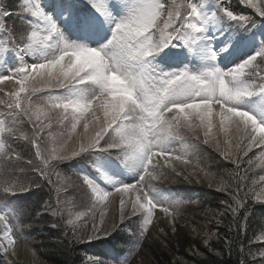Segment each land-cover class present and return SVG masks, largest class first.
<instances>
[{
  "label": "snow or ice",
  "instance_id": "6c2138e0",
  "mask_svg": "<svg viewBox=\"0 0 264 264\" xmlns=\"http://www.w3.org/2000/svg\"><path fill=\"white\" fill-rule=\"evenodd\" d=\"M239 3L262 18L259 26L254 16L233 12L225 0H17L11 7L0 0V85L7 82L0 87L6 97L0 99V252L5 257L15 255L22 238L16 232L30 227L20 222L24 210L8 199L33 186L13 174L16 162L53 186L54 202L44 203V211L60 218L52 227L70 230L80 241L78 233L93 221L88 242L127 231L131 256L157 208L167 215L184 204L179 198L161 200L152 183L162 175L156 158L165 157L177 176L192 182L168 157L187 165L199 142L237 169L239 179L231 185L205 173L209 187L215 182L230 197L221 201L219 213H230L229 231L235 228L236 238L224 237L229 252L237 244L240 264H264V248L245 250L242 239L250 214L246 201L253 194L245 183L253 158H243L259 148L264 164V0ZM5 133L26 141L32 155L3 150ZM78 157H91L94 170L79 177L83 205L61 198L52 180L62 164ZM241 164L249 166L242 173ZM258 180L264 182V174ZM116 193L119 221L103 228L101 214L98 226L96 211ZM125 197L132 201L128 217L139 214L135 229L124 224ZM88 259L104 264L99 257ZM113 264L127 259L114 257Z\"/></svg>",
  "mask_w": 264,
  "mask_h": 264
},
{
  "label": "trees",
  "instance_id": "16d2710c",
  "mask_svg": "<svg viewBox=\"0 0 264 264\" xmlns=\"http://www.w3.org/2000/svg\"><path fill=\"white\" fill-rule=\"evenodd\" d=\"M15 1L16 0H7V3L11 7L14 6ZM226 4L233 12L254 16L258 22L254 10L244 7L239 3V0H227ZM26 130L28 131V128H26ZM16 147L22 154H27L28 156L32 155L26 141L20 140V142L16 143ZM259 156L260 149L253 148V150L249 152L248 157L243 158L245 161H247L249 157L253 158L251 170L247 173L248 179L245 181L246 184L253 187V194L251 199L246 201V204L250 205V214L248 216L246 231L242 237L245 250L250 247L253 251H259L261 248H264V231H262V229H264V204L260 202L261 199L264 200V194L263 198L260 199V196H262L260 193V185L264 182L258 180L259 175L264 174V164L258 159ZM200 167L201 169H198V173L194 172L191 183L192 185L198 184L199 186L210 188L211 190L205 193L206 195L203 196V203L199 208L187 206L183 207V211L191 216L190 222L194 221L192 224L200 229V231H197L199 237H202V239L211 237V239H208L206 248L199 247L197 250L198 253L194 255L190 253H179L180 260L176 264H240L241 255L239 245L233 244L231 252H229V248L224 242L225 236L236 238L234 237L235 228L233 227L232 232H230L228 228L232 220L231 214L226 213L223 217L219 215L224 208L221 201L228 200L230 197L224 191H219L215 182H213L212 187H209L208 178L205 177V173H207L209 177L214 176L217 180L222 178L226 183L231 185L239 179L236 175L237 169L230 161L227 162L216 155H211V160H206ZM247 167H249L247 164H241L239 171L242 173ZM197 180L200 182H195ZM253 180L256 181L254 185L250 184ZM54 185L57 187L55 183ZM50 188L52 187L47 186V188L43 190L44 194H42V196L44 197V195H47L46 201L51 200L54 202L56 194L50 191ZM74 189L76 190V188ZM60 197L62 198L61 195ZM202 212H205L206 215L202 216ZM242 214L243 209L240 210L239 215ZM59 219V217L57 219H50L48 222L41 224L40 226L44 228L41 234L38 233L33 235V239L27 241L22 246L29 247L37 259L44 264H91V261L87 260L89 257V250L92 247L91 244L103 240H105V242L109 241L104 239V237L98 240H92L91 242L74 240L71 237L70 230L65 234L62 227L54 228L50 226L54 222H58ZM250 240H255V242L249 244ZM217 253H219V255H217ZM247 259L250 260V257ZM17 264L33 263L20 261Z\"/></svg>",
  "mask_w": 264,
  "mask_h": 264
},
{
  "label": "rangeland",
  "instance_id": "374dc122",
  "mask_svg": "<svg viewBox=\"0 0 264 264\" xmlns=\"http://www.w3.org/2000/svg\"><path fill=\"white\" fill-rule=\"evenodd\" d=\"M5 85L7 86V83H5ZM6 86L1 85L0 87H6ZM1 106L3 105H0V107ZM53 129L54 130L56 129L55 124L53 125ZM45 131L47 132L48 130L46 129ZM80 131L81 129H78L76 135H78ZM71 147H73V143H69L68 148L70 149ZM178 147L179 145L176 148L177 152H178ZM182 150L183 149H181V151ZM172 155L173 154H169L168 163L172 164L173 167L182 168L184 165H181L180 161H176L172 159L171 158ZM156 159L159 161L160 172L163 175L164 170L168 168V166L165 164V157L161 156ZM37 163L39 162L37 161ZM59 172H60V176L58 177L56 174H53L52 180L57 185V187H60L61 190L59 194L62 196V198L68 197L69 199L74 200L79 205L86 204L87 201L84 196V192L82 190L79 191L77 185H75L73 181L69 179L67 180L66 177L62 174L63 172H61V170H59ZM162 175L159 180L153 181V183L160 182ZM145 179L147 180L148 178L146 177ZM68 182H72L73 186L67 187V189L65 190L63 185ZM44 184L47 185V183ZM137 187H139V185H137ZM74 188H76V190ZM134 192L135 189H133L132 192L129 193V195L132 196V199L135 198L133 195ZM112 198L113 195L108 198L107 202L103 204L96 211L95 214V223L98 226H100L101 214H103V221H104L102 225L103 228H110L114 222L119 221L121 216V205H120L121 197L120 195H117L115 196V198L113 199ZM261 198H263V194L262 196H260V199ZM125 201L126 202L124 207V214H125L124 224H133L135 222L134 217L129 218L127 215L132 210L131 209L132 201L128 200L127 197H125ZM45 214H49L50 218H53L50 211L48 212L45 211L44 213H41L38 216L40 217ZM201 215L202 216L206 215V213L202 212ZM38 216H34L31 222L33 220H35L36 222ZM135 217H138L139 219V214ZM190 219L191 216L189 214L186 215L178 214L173 209H170V214L167 215L164 212H162L160 208L159 210H155L152 223L148 226L145 235L141 239L145 246H143L142 250L137 252V254L135 255L133 264H176L180 260L179 253H190L194 255L198 253L197 250L199 247L206 248L205 239L199 237L198 235L199 233H197V231H200V229L197 228L196 225L194 226V224H192L194 223V221L190 222ZM77 223L79 224L80 222ZM92 224L93 221H88L86 226L83 227V229L80 230V232L78 233L81 236V242H88L85 238L92 235ZM33 225L34 227H37L35 224ZM69 228H71V226H69ZM27 232L28 231L26 230V233ZM39 234H41V231H39ZM26 237L28 238L30 236L27 235ZM100 238H103V236L101 235ZM94 240H98V239H93V241ZM14 250H15L14 256L9 255L5 257L3 254L2 261L4 263L11 264L15 260L19 259L20 261H24V262L26 261L33 264L34 261L35 264H44L41 261H39L35 255L33 256V251L27 246L15 247ZM0 255H2V252H0ZM88 258L87 260L90 261Z\"/></svg>",
  "mask_w": 264,
  "mask_h": 264
}]
</instances>
